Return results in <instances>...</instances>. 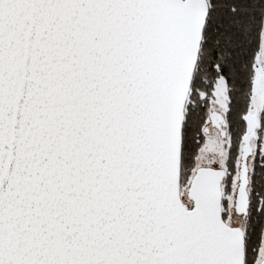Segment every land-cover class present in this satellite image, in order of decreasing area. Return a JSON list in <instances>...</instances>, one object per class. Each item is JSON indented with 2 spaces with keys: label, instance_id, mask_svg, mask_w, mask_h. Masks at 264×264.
<instances>
[{
  "label": "snow or ice",
  "instance_id": "obj_1",
  "mask_svg": "<svg viewBox=\"0 0 264 264\" xmlns=\"http://www.w3.org/2000/svg\"><path fill=\"white\" fill-rule=\"evenodd\" d=\"M0 264H264V0H0Z\"/></svg>",
  "mask_w": 264,
  "mask_h": 264
}]
</instances>
